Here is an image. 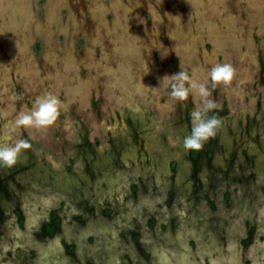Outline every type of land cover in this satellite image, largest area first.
<instances>
[{
  "label": "rangeland",
  "instance_id": "rangeland-1",
  "mask_svg": "<svg viewBox=\"0 0 264 264\" xmlns=\"http://www.w3.org/2000/svg\"><path fill=\"white\" fill-rule=\"evenodd\" d=\"M217 63H231L236 76L228 88L213 90L224 147L215 152L214 163L225 166L235 154L238 170L245 154L254 158L247 169L243 165L247 185L237 186L235 194L253 202L230 208L236 217H247L261 209L259 200L264 203V0H0V142L31 144L18 160L24 167L1 166L3 175L19 181V186L9 183L15 198L35 214L56 199L72 208H65L66 215L81 212V198L93 200L99 211L111 204L121 211L129 183L142 177L146 190L117 217L120 229L129 228L134 215L141 223L144 213L157 210L173 185H179L185 203L191 180L183 139L190 134L196 104L191 95L185 102L173 100L162 80L184 70L210 87L208 73ZM49 92L62 101L57 123L46 130L13 129L17 114ZM85 134L95 151L87 158H98L91 161L99 166L93 181L77 149ZM113 146L119 148L117 163L111 162ZM251 174L256 179H249ZM199 176L206 183L208 171ZM13 200L2 203V210L9 214ZM226 211L221 206L217 216ZM109 227L111 235L104 237L112 244L102 246L115 251L121 245L115 226ZM4 228L10 238L13 231ZM33 238L27 235L30 245ZM8 245L0 246V264H63L49 247L22 246L14 252ZM31 249L38 255L25 258Z\"/></svg>",
  "mask_w": 264,
  "mask_h": 264
},
{
  "label": "flooded vegetation",
  "instance_id": "flooded-vegetation-1",
  "mask_svg": "<svg viewBox=\"0 0 264 264\" xmlns=\"http://www.w3.org/2000/svg\"><path fill=\"white\" fill-rule=\"evenodd\" d=\"M217 137L219 134L205 143L208 144V159L199 157L195 166L190 167L191 192L185 203L180 200L179 185H173L166 190L157 210L144 213L140 218L141 223L134 215L130 219V227L124 229L117 226V217L122 211H129L127 204L134 206L140 194L145 192L146 185L142 177L129 183L128 199L121 211L118 206L113 209L112 204L99 211L93 200L81 198L78 203L81 212L66 215L64 211L68 212L65 208L69 206L65 199H56V204L40 214L25 210L20 200L15 198V192L9 188V183L19 186V181L11 175H5L3 182L11 194L0 199V241L3 245L8 241V246H14V252L23 251L22 246L49 247L48 250L63 264H264V203L259 200L258 207L261 209H254L252 215L247 217H236L230 210L236 204L242 209L250 207L253 200L244 194L235 196L237 186L245 187L248 178V172L239 161L236 166L239 174L238 170L233 169L235 154L230 156L225 166L214 163L215 152L222 149L214 140ZM116 156H119V148ZM244 156L253 163L254 158L247 154ZM81 159L84 172L93 181L99 168L92 165L93 159L89 160L87 156ZM171 166L176 170L179 163L174 162ZM244 167L247 169L249 164ZM70 170L69 166L67 171ZM203 170L208 171L209 175L206 183L199 176ZM192 175L194 178H191ZM254 178L256 175L249 176V179ZM221 185L225 189H221ZM92 190L93 185H90L89 192ZM217 191L220 194L219 201L216 200ZM260 193L264 195V185L260 186ZM10 199H14V206L8 214L1 207L2 203ZM199 204H203L206 209H201ZM221 206L227 208L228 212L219 217L217 213ZM174 209H178V212H174ZM98 217L101 222L97 220ZM68 224L73 226L72 230L77 235L82 236L83 243H79L76 235L68 232ZM8 225L13 231L10 238L3 235L2 231ZM109 225L115 226V237L121 245L114 246L115 251H108L106 246H102L112 244L104 237V234L111 235ZM27 235L34 237L31 245L26 240ZM25 252L27 259L38 255L34 249Z\"/></svg>",
  "mask_w": 264,
  "mask_h": 264
},
{
  "label": "clouds",
  "instance_id": "clouds-1",
  "mask_svg": "<svg viewBox=\"0 0 264 264\" xmlns=\"http://www.w3.org/2000/svg\"><path fill=\"white\" fill-rule=\"evenodd\" d=\"M143 22V21H142ZM148 72L146 66L144 73ZM208 82H200L195 75L190 76L187 71L165 76L162 82L167 81L170 86V96L177 102H185L190 95L196 106L190 113V134L183 139V148L186 151H200L204 144L216 136L222 120L210 112L219 108L216 100L212 98L213 90L217 87L228 88L235 76L236 69L231 63H217L208 73ZM62 101L52 93H45L36 97L30 110L21 111L12 122V128H35L46 130L54 126L61 114ZM31 148L28 140L19 139L13 142H0V166L14 167L21 154Z\"/></svg>",
  "mask_w": 264,
  "mask_h": 264
},
{
  "label": "trees",
  "instance_id": "trees-1",
  "mask_svg": "<svg viewBox=\"0 0 264 264\" xmlns=\"http://www.w3.org/2000/svg\"><path fill=\"white\" fill-rule=\"evenodd\" d=\"M186 115H188V113H185ZM214 113H210L209 115H213ZM216 115V114H215ZM129 122V121H128ZM189 123V121H187V124ZM130 125H132L131 122H129ZM249 124V123H248ZM246 124L245 125V128H244V132L246 131H249V127L250 125ZM189 128V127H188ZM134 130H135V127L134 129L131 128V131L134 133ZM191 130V129H190ZM134 135V134H133ZM217 136V135H216ZM217 143H218V146L220 148H222V144L220 143V139L219 137L215 138L214 139ZM207 147H208V144H205L204 147H203V150H201L200 152L199 151H190L189 154H188V165L190 167H192L193 165L195 166V162H197L199 159V157H201V159L205 158V159H208V157L210 156L209 154H207ZM77 149H79V152L82 156H86V155H91L93 156L95 151H94V148L93 146L89 143V141L87 140V134H85V136L82 138L81 141H79V143L77 144ZM224 149V147L222 148ZM117 150L118 148H116L115 146L112 147V152H111V155H112V161L113 163H117V159L118 157L116 156L117 155ZM199 153H200V156H199ZM203 153V154H202ZM32 155V154H31ZM245 158V156H243ZM94 158L96 159L97 158V155H95L93 157V161H96L94 160ZM98 159V158H97ZM20 161V160H19ZM242 161H243V165H246V164H249L251 163V161H248L246 158L243 159L242 158ZM25 165H22V162H18L14 167L17 168V167H24ZM193 166V167H194ZM99 167V166H98ZM195 170V169H194ZM4 169L0 166V199H2L5 195L7 194H11L9 189H7V185L3 182V177L5 175H8L10 176L11 174H5L3 175ZM6 172V171H4ZM13 172V170H12ZM191 178H194V175L191 176Z\"/></svg>",
  "mask_w": 264,
  "mask_h": 264
}]
</instances>
